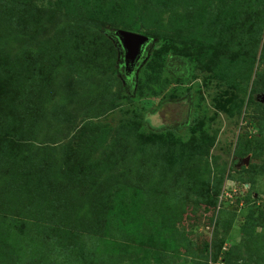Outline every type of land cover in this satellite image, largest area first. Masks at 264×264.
<instances>
[{
	"label": "rangeland",
	"instance_id": "374dc122",
	"mask_svg": "<svg viewBox=\"0 0 264 264\" xmlns=\"http://www.w3.org/2000/svg\"><path fill=\"white\" fill-rule=\"evenodd\" d=\"M9 1L49 32H113L139 10L152 40L131 82L108 47L36 87L22 64L47 30L7 44L0 146L45 177L0 225V264H264V0Z\"/></svg>",
	"mask_w": 264,
	"mask_h": 264
},
{
	"label": "trees",
	"instance_id": "16d2710c",
	"mask_svg": "<svg viewBox=\"0 0 264 264\" xmlns=\"http://www.w3.org/2000/svg\"><path fill=\"white\" fill-rule=\"evenodd\" d=\"M178 3H181L180 0ZM171 7H173L170 8L173 10L171 11V15H175V13L177 15V11H175L177 6L176 8L175 6ZM182 8L183 10L181 15H185L188 20L191 16V8L187 7V5H184ZM135 12V17L132 21L130 20L125 22L119 21L118 19L119 23L121 24V31L139 34L141 30V16L139 10H136ZM70 19L72 21L75 19L79 20L80 16H78V18L71 16ZM73 24L74 22H68L58 27V29H56V27V30L53 29L52 32H49V28L47 30V25L44 22L42 12L40 13L36 9H31L25 2L0 0V137L3 136L4 133L8 134L9 127L6 130L7 125H2L5 124V119L7 120V118L1 113L3 111V104L11 95L10 94L3 97L2 90H6L8 87H12L14 89L15 63H17L16 61L19 59V57L13 55L8 48L6 49V47L8 43L15 41L17 37L22 38L23 36L21 34L23 31L28 33L27 36H29L31 34L33 35L34 33H37V27L47 30L45 37H42V39L38 41V44L34 49H31L27 52V55L30 58H28V60L25 62L23 61L22 64V68H24L26 72L29 69V78L35 87L39 85L41 79L44 77H47L48 80L51 79L52 82V79L57 73L61 72L59 70L64 68L67 62L69 64L74 62L75 65L79 64L81 68H84L86 62H88V59L91 60L97 55L100 56L103 52V49H107L109 51L108 47L111 49L110 52L113 53V56L116 57L115 60L117 59L118 52L122 56L121 47L114 35V33L119 29L112 32L110 30L103 29L102 27H97L95 32L88 30L81 31L80 28ZM234 31H236V29ZM234 31H229L225 34L220 33L218 35V31L213 30L209 35L208 33H206V35L213 36L211 38L213 41L212 43L218 44V42H221V40L223 43H225L229 34H235ZM148 38L152 40L150 37ZM237 39H239V37H235L234 40L236 41ZM262 49L264 52V44ZM167 67L168 63L166 65V70L169 69V67ZM22 68L20 69L24 76H21L20 78L17 76V78L18 80H22V78H24V81H27L24 83L26 87L30 86L29 80L26 79L28 78V74L25 75ZM20 69L18 70L20 71ZM124 76L128 82H131L130 80L132 79V76L128 77L125 74ZM21 80H19V82L23 83ZM48 86H50V83ZM262 87H264V85H262ZM29 94L27 95L24 93L21 95V98L28 100L30 96ZM0 150V194L2 193V197L0 198V213L7 212L4 216L0 217V225H15L14 221L8 223L6 222L5 218L12 214V208H15L14 211L16 212L20 211L22 208L25 209L23 204L25 200H27L26 198L29 197V195L26 193L30 191L33 184L40 182L39 185H41V182L44 180L43 177L45 176L43 175L41 181L38 177H19V174L24 169L22 167H18L17 162H9L10 156L8 150L6 151V146H0ZM221 180L222 178L217 179V184L215 186L216 193L219 191ZM62 197L63 195H58L54 198V200L57 201V203L61 201L63 202L64 199H62ZM8 204L13 205L8 208ZM0 233H2L1 230Z\"/></svg>",
	"mask_w": 264,
	"mask_h": 264
},
{
	"label": "water",
	"instance_id": "95a60500",
	"mask_svg": "<svg viewBox=\"0 0 264 264\" xmlns=\"http://www.w3.org/2000/svg\"><path fill=\"white\" fill-rule=\"evenodd\" d=\"M114 35L122 50L124 74L129 77L151 40L144 35L121 30H117Z\"/></svg>",
	"mask_w": 264,
	"mask_h": 264
},
{
	"label": "flooded vegetation",
	"instance_id": "af4514ba",
	"mask_svg": "<svg viewBox=\"0 0 264 264\" xmlns=\"http://www.w3.org/2000/svg\"><path fill=\"white\" fill-rule=\"evenodd\" d=\"M147 47H148V46L145 47V49H144V51H143V54H142V56H141V58H140L138 64H140V63L143 61V59L146 57L145 53H146ZM138 64H137V65H138ZM122 69H123V62H122ZM123 70H124V69H123ZM130 77H131V76H130Z\"/></svg>",
	"mask_w": 264,
	"mask_h": 264
}]
</instances>
